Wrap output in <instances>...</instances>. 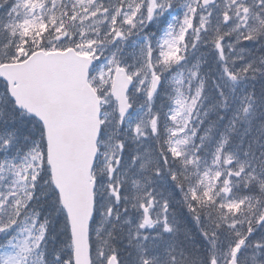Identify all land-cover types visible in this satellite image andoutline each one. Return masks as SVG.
<instances>
[{
	"label": "snow or ice",
	"instance_id": "obj_1",
	"mask_svg": "<svg viewBox=\"0 0 264 264\" xmlns=\"http://www.w3.org/2000/svg\"><path fill=\"white\" fill-rule=\"evenodd\" d=\"M0 264H264V0H0Z\"/></svg>",
	"mask_w": 264,
	"mask_h": 264
}]
</instances>
